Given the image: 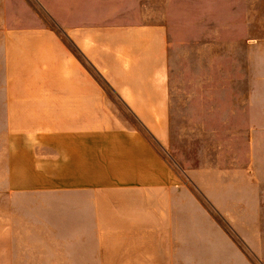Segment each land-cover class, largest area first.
Segmentation results:
<instances>
[{
    "label": "rangeland",
    "instance_id": "374dc122",
    "mask_svg": "<svg viewBox=\"0 0 264 264\" xmlns=\"http://www.w3.org/2000/svg\"><path fill=\"white\" fill-rule=\"evenodd\" d=\"M69 91L91 124L140 131L207 213V238L178 234L209 243L195 262L264 264V0H0V264H142L128 253L155 238L57 187Z\"/></svg>",
    "mask_w": 264,
    "mask_h": 264
},
{
    "label": "crops",
    "instance_id": "0c3cea01",
    "mask_svg": "<svg viewBox=\"0 0 264 264\" xmlns=\"http://www.w3.org/2000/svg\"><path fill=\"white\" fill-rule=\"evenodd\" d=\"M67 94L76 98L69 104L81 117H74L51 136L53 156H58L61 166L55 169L54 177L60 180L57 187L77 194L78 208L88 211L86 215L104 229L117 225L127 233L123 237L155 238L154 249L139 246L128 253L139 255L136 260L142 264L150 252L160 264H216L210 253H201V262H195L190 253L191 249L209 251L207 241L196 246L179 243L178 234L201 226L200 238H207L209 220L197 201L192 202L190 195L184 199L185 190L173 187L172 168L153 145L127 120L91 124L82 111L88 105L85 95L81 91ZM91 125L96 128L92 130Z\"/></svg>",
    "mask_w": 264,
    "mask_h": 264
}]
</instances>
